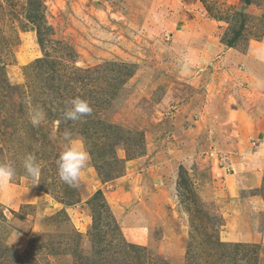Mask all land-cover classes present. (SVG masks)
Masks as SVG:
<instances>
[{
  "label": "rangeland",
  "instance_id": "obj_1",
  "mask_svg": "<svg viewBox=\"0 0 264 264\" xmlns=\"http://www.w3.org/2000/svg\"><path fill=\"white\" fill-rule=\"evenodd\" d=\"M0 163V264H264V0H0Z\"/></svg>",
  "mask_w": 264,
  "mask_h": 264
},
{
  "label": "clouds",
  "instance_id": "obj_2",
  "mask_svg": "<svg viewBox=\"0 0 264 264\" xmlns=\"http://www.w3.org/2000/svg\"><path fill=\"white\" fill-rule=\"evenodd\" d=\"M31 104L30 98L24 101ZM70 107L66 108L62 117L64 121H81L90 116L93 108L90 102L77 96L68 101ZM30 123L35 127L39 126L46 119V112L38 105L31 107L29 111ZM66 141L63 150L57 160L58 174L60 179L70 187H77L82 172L88 167L91 155L84 146L83 140H74L70 131L63 133ZM23 167L34 180L41 175V164L37 161L34 153H28L23 159ZM16 176V170L10 163H0V187L7 186Z\"/></svg>",
  "mask_w": 264,
  "mask_h": 264
},
{
  "label": "crops",
  "instance_id": "obj_3",
  "mask_svg": "<svg viewBox=\"0 0 264 264\" xmlns=\"http://www.w3.org/2000/svg\"><path fill=\"white\" fill-rule=\"evenodd\" d=\"M262 169L260 172H253L248 174L245 178L242 177L243 175V170L240 172L239 177H234L235 173L233 174V176L231 174H229L230 176H232V185L227 184V187L234 193L236 191V189L241 188V189H250V188H258L261 184V180H262ZM230 179V178H229ZM227 179V180H229ZM228 182V181H227ZM230 186V187H229ZM24 196V198L22 197V199H30L32 197V195L29 194H21ZM27 197V198H25Z\"/></svg>",
  "mask_w": 264,
  "mask_h": 264
},
{
  "label": "bare ground",
  "instance_id": "obj_4",
  "mask_svg": "<svg viewBox=\"0 0 264 264\" xmlns=\"http://www.w3.org/2000/svg\"><path fill=\"white\" fill-rule=\"evenodd\" d=\"M23 58V57H22ZM21 60H24V58L23 59H21Z\"/></svg>",
  "mask_w": 264,
  "mask_h": 264
}]
</instances>
